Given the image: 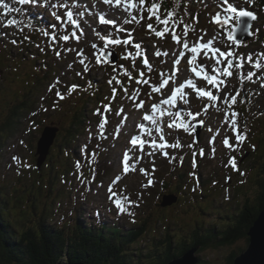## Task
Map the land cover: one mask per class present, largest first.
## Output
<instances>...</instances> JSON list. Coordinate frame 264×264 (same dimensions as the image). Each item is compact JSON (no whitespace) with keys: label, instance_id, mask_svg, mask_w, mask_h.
I'll return each instance as SVG.
<instances>
[{"label":"rangeland","instance_id":"obj_1","mask_svg":"<svg viewBox=\"0 0 264 264\" xmlns=\"http://www.w3.org/2000/svg\"><path fill=\"white\" fill-rule=\"evenodd\" d=\"M69 2H65L64 0H51L52 4L58 5L56 8H52L49 5L48 8L40 7V8H32L33 11L26 10L24 15H20L18 13L17 16L13 15V13L4 14V10L0 9V42L4 47V57L0 56V126L6 121L8 117L9 107L12 102L15 100H24L25 94L30 91L32 97L29 98V104L34 103V105L38 103V106L45 105L42 109L44 112L48 111V107H50L51 102H53V106L55 102H59L60 99L56 96V92H61L65 94L64 105L60 111V106L56 105L53 108V112H49L48 114H42L40 129H34L29 131L32 128L33 123L31 124V120L29 118H33L32 113H30L26 118L23 117V120L20 121L19 125L14 127V134L10 135V132H5L4 138L7 139L4 142V146L0 145V180L3 181L5 176V180L7 185L16 184L20 178L24 179L19 189L21 190L22 198H29V196H34L36 194L37 188H31V185L35 182L36 184H42L41 186L45 187L47 172L42 169L41 172L37 171V161L34 160V154L37 150V142L38 138L43 135V129L45 126L51 125L53 128L59 129L58 134H54V142L53 147L51 149L55 150L56 147L62 143V135H65L64 128L70 126L71 122L74 119V115L70 113L75 105L80 104L78 100L75 98L77 93L84 94L85 96L82 99H85L86 96H89L92 89L89 86V83L86 84V89L80 88L81 85L74 84L75 81L72 82V85H78L71 95H68V87L69 85L66 82L59 83L58 81L63 80V76L56 75L53 78L51 67L53 64L48 63L50 59L53 58L50 52H44L45 49L50 47L52 49L55 48V51H60L61 56L58 58L56 55L54 56V60L56 65L61 66L62 70L64 68H68L69 65H74L73 67L78 69V61L81 59L80 56L77 55V52H83V55H89L93 59V72L97 67L98 75L96 76V82H98V78L102 77L106 69V61L100 59V65H97L95 60L96 56L99 53H104L106 51L111 52L108 49H114L116 53L120 54H136L137 50L134 45L138 42H141L146 47H149L150 57H147L151 65H155L157 68L165 65V69H160L157 71V74L165 73V78L172 77L169 79V83L166 88L161 89L160 91L153 92L152 87L155 86L159 88V84L155 83V77H152L150 80L147 76H144L145 79L149 80L148 84H130L127 88V93H125L124 88H120L118 84L117 92L115 99L106 100L103 104V100L99 101L98 104L95 102V97H93V106H88V110L86 113L90 111V123L89 127L84 128L81 135L77 138L76 144L72 147L74 150L79 149L81 151H85V145H88L89 148H93V144L100 145L102 149L106 150L109 146L116 145L117 147L113 151V154L108 151L102 154V157L98 160L88 164L87 168L81 170L83 173V178L85 179V183H81L80 180L77 179L79 172H76L73 175V179H71V184H68V193L71 192V196L73 199V203L71 204V199L68 194L65 197H62L64 203L59 206V204H52L53 201L51 198L55 195L57 198L61 195H65L60 191V188L63 187L57 185V188L54 189V194L52 193L50 196L42 192L39 197L36 199V203L38 204L40 201L41 205H46L47 208L55 210L53 212L52 220L57 221H68L69 216H73L75 206L79 204H84L86 200L90 197L98 196L96 199H93L90 206H83L82 211L78 215V218L81 220H86V222L91 223L89 220H92L90 217V213H93L94 209L101 206H108L109 211L112 212L114 220L109 218V211L102 210L103 218L108 219L111 222H114L116 218L121 219V227H132L130 224H125V220L130 221L136 213L139 214V225L144 222L146 216L149 215L148 224L151 220V225L149 224V232L145 235L146 239L140 243L137 248V252L143 248V251L147 250L149 245V239H161L162 232L167 234L168 230L170 233L175 235L176 237L184 236L187 240H189V232L195 231L196 229L200 232H203V236L206 238L212 239L210 231L206 229V227L216 226L217 230H222L225 228V224L229 223L228 218L232 217L233 214L235 216H242V213L246 209H248V205H254V202L259 197L261 192L260 189L255 188L256 182L259 179H262L261 185L264 186V102L261 100L258 103L257 109H252L251 115V123L249 125H245V119L243 114V108L245 103L238 104L232 108L225 106L222 103L223 96L225 94L234 95L236 89L241 88L242 97L243 91H258L262 78L259 77V80H254L255 75L251 80L244 79L243 83H241V76H247L248 72L255 71V65L249 64L248 57H252V52L254 50V46L261 47L264 45V42H259L257 44L245 42L246 48H243L245 43L237 42L241 44V47L237 49L235 44H232L227 40L226 34L221 32L219 29L215 27L213 23L210 22L209 17L205 16L202 18V23L199 25V30L196 32H189L190 35L187 36L188 43L190 48L196 41L200 40V37L203 36V40H200V43H206L209 39H214L212 48H219L222 51L227 52L229 49L234 50L233 57L220 58L218 53H213L211 49H202L198 48L196 56V60L193 61L192 65L187 63L188 59H191L193 53L189 50L183 49V41L184 35L180 34L181 42L177 44L172 41L171 36L167 39L161 37H155V35L151 32H147L151 37H145L142 33H144L147 29V26L144 22L146 19V4L143 6L140 5L139 0H132L133 6L138 9L133 13H129L127 11H123L121 8L117 7L115 0H112L111 4L101 3L104 0H68ZM122 3L127 5V0H121ZM215 3L218 0H213ZM238 1L239 4L243 2ZM18 7H21L17 4ZM29 6V5H24ZM23 7V6H22ZM141 7H143V12L140 11ZM202 8V7H201ZM200 8V9H201ZM71 9L74 14L83 13V15H74V19L78 22L79 28L73 26V24L67 20L66 12ZM55 11L60 17L61 20L58 22L54 16L51 15V12ZM214 12L219 11L217 5L213 9ZM259 12V11H258ZM105 15V18L117 20V26L120 28V32L114 30H110L109 28L104 27L103 24L100 23L99 17L100 15ZM132 15L137 16L135 21L131 20ZM26 17H30L31 23L34 26L35 30L39 33L43 29V31H47L50 35L45 36L43 31L39 34V39L35 37L36 31L33 33L29 32V27L32 26L29 22L25 21ZM15 18L20 21L19 24L13 26H4V23L8 19ZM168 18V17H167ZM128 19L130 22L124 23V20ZM172 19V18H168ZM259 20L260 12H259ZM257 19V20H258ZM38 20V21H36ZM256 20V21H257ZM42 21V25L40 23ZM56 27L53 29L52 26ZM204 27V29H203ZM264 27V20L259 21L254 30L255 36L258 33V30ZM207 28V29H205ZM95 29V31H94ZM264 31V29H262ZM75 32L76 35L72 36V33ZM81 32L83 34H81ZM111 33L114 38H119L121 41L128 39L130 41L129 44L124 45L123 43L119 46L111 45V47L105 48V40L100 39V36H105L106 34ZM55 33L56 42L55 44L51 41V34ZM99 33V35L97 34ZM120 33V34H119ZM217 33H220L217 35ZM68 34L69 41L64 42L59 39L60 36ZM28 39H25V37ZM142 36V38H140ZM169 36V35H168ZM17 37H24L21 39V44L24 45L18 47L19 40ZM34 37V40H33ZM77 37L79 38L77 40ZM145 37V38H144ZM15 40L16 44H13L11 41ZM37 44V46H35ZM67 44V45H66ZM96 44L97 48H93L92 45ZM39 45V47H38ZM158 45H162L164 50L168 53V56H165L163 53L159 57L155 55L156 51H159ZM30 46V47H29ZM32 48V52L26 54L27 48ZM251 48V50H250ZM43 49V50H41ZM140 50V49H139ZM250 52L246 54V51ZM185 51L186 55L184 58L179 57V52ZM113 52V53H114ZM202 52L204 54H202ZM37 53V54H36ZM36 54V57H34ZM27 56L25 58L24 56ZM126 55V56H127ZM146 52L144 53V57L146 58ZM206 55H209L207 58ZM215 56V57H214ZM218 56L221 59L222 63L217 65V67L223 68L227 66V59H234L235 64H241L242 67L232 68L231 76H226L223 74H217L211 71L207 65L215 64V58ZM143 57V59H145ZM176 59H181V70L176 69L178 67L177 64L174 63ZM257 61L256 57L253 59V62ZM261 63V70L256 74H261L264 76V68L263 61ZM204 64L205 72L209 75L217 76V83L215 85H209L206 80L202 77L205 73L201 74V77H197L198 80L195 79V73L191 71L192 68H197L199 70V65ZM132 65L135 66L134 63L125 61L124 67L121 65H115L116 68L119 69V76L126 82L128 79V75L125 73H130L132 71ZM56 66L54 65L53 68ZM114 67V66H113ZM137 69V68H136ZM176 69V70H175ZM146 71V68L142 69ZM110 72L109 75H114L113 68L108 70ZM178 71L179 73L177 74ZM156 72V69L154 73ZM46 74H49V78L46 77ZM174 74V75H173ZM176 75L178 77L176 78ZM52 76V78H51ZM46 78L45 81L42 78ZM258 77V75H256ZM70 77V81H71ZM188 79L193 81L194 87L185 88V92L188 94L187 99L192 105V109L189 110L196 115V120L191 121L188 124V131L186 132L183 127L179 129L174 125L173 128L169 129L167 124L170 123L175 117L170 115V112L180 111L182 106L185 104L179 99L178 103H176V109L169 111V114H165L162 118L160 117V113L157 115L156 113L151 112V107L154 104L159 103V101L163 98H167L170 96L171 91L177 87L180 83L186 82ZM134 80V79H132ZM136 81V80H134ZM220 81H223L221 83ZM103 82V81H102ZM127 82H130L128 79ZM37 83V84H36ZM49 83V84H48ZM36 84V86H35ZM53 84L55 87V91L49 93V97H46L49 91V88H53ZM48 86V87H47ZM35 87V88H34ZM108 88L110 85L108 84ZM28 90H26V89ZM34 88V89H33ZM203 88L206 91L212 92L213 95H217L219 92L220 100L209 102L206 97L197 98V89ZM138 90V92H137ZM142 90H146L149 93V104L146 103V100H143L144 103L142 106L137 107L140 104L139 100V92ZM124 91V93H122ZM246 92V93H247ZM134 93H137L135 101L130 97L133 96ZM41 94V97H40ZM74 96V97H73ZM246 97H249V94H245ZM40 97V98H39ZM112 97V96H108ZM27 98V103H28ZM46 98V99H45ZM238 99V98H237ZM46 100V102L44 101ZM113 103V107H111L110 111H105L104 106L108 103ZM46 103H50L49 105ZM91 104V102H90ZM195 104V105H194ZM209 105L207 111H203L204 106ZM215 105V106H212ZM37 106V107H38ZM201 106V112L199 109ZM162 107V106H161ZM99 108V114H94L96 110ZM39 109V108H37ZM123 109L120 115H116L117 111ZM219 109V110H218ZM160 109H157L159 111ZM66 111L68 115H65ZM229 111L228 120L225 121V114ZM235 111L238 113L236 117V124L238 126V131L240 133L239 126V118L241 120V128L242 131L248 135L246 139L242 142L239 148L236 151H231L226 148L223 144V140L227 137L229 138L230 144H235V132H233L230 124L232 122L231 113ZM148 114L157 119L158 124L161 128V132L157 133L155 131V125H149V129L144 134L140 132V126L144 125L143 123V115ZM198 114V115H197ZM2 116V117H1ZM94 116V118H93ZM239 117V118H238ZM107 119V123L104 129V137L100 138V130L99 123L103 119ZM250 118V117H249ZM45 119V121H43ZM189 118L183 117V119H176V124L183 125L186 120ZM238 119V121H237ZM65 121V122H64ZM200 121L207 122L204 124L202 128V132L199 136V140L195 139L196 134L192 131L195 128L196 123H200ZM36 125H38L36 123ZM86 126V125H85ZM5 129V128H4ZM2 128L1 131L4 130ZM211 129V131L209 130ZM29 131V133H28ZM63 131V133H62ZM67 131V130H66ZM32 132H34L32 134ZM91 132L92 138L89 139V133ZM28 133V135H27ZM160 135H163L168 144L175 143L177 139L183 145V147L174 149L171 147L166 148H157L162 143L160 141ZM133 136L141 137L144 140V143L140 147H133L130 143ZM48 138V136H45ZM153 139L156 141L155 145L152 143ZM195 141V143H193ZM23 142V143H21ZM193 144L192 148L187 147V145ZM197 144H201V146L196 147ZM114 148V147H113ZM213 148L215 152L213 153ZM130 149V151H128ZM153 155H149L150 152H153ZM200 149L204 150V162L199 163V165H206V171H210L211 168L217 166L219 173L228 170L230 171L228 180L229 184H224L223 188H220L218 191H209L212 193V196L207 195L208 198L201 197V194H198V197L193 198L194 194H183L182 201L180 199L177 202V208L170 209L169 211L161 212L153 208V206H148V211L146 210L145 204H150L154 201L157 191L160 188V172L158 166L162 167L165 170V173H168V167L170 165L169 159L172 156H178L179 152L182 153L184 151H190V155L195 157L194 153L197 154V159H199ZM255 150V151H254ZM128 151V155L131 157L127 164L130 166L135 164V169L133 170L131 167L129 171L125 174L123 171L124 168V153ZM254 151V152H253ZM167 152L168 158H166L162 153ZM79 151H76V155H79ZM246 154H248L246 156ZM64 155V154H63ZM191 156H184L182 161L180 160V172H185L186 169L190 167L191 164ZM243 163L239 165V159L242 160L245 157ZM16 158L14 161L13 158ZM231 157H234L236 160V169L234 170L232 166L229 164V160ZM137 160L139 162L137 163ZM200 160V159H199ZM59 161V163H67L69 160L65 159L64 156L59 157V159H55V164ZM80 163H83L82 160H79ZM46 163V162H45ZM44 163V164H45ZM101 163V165H100ZM43 164V165H44ZM27 165V167L25 166ZM194 165V164H193ZM140 168L145 169V173L140 172ZM202 168V175L205 179V171ZM95 170V175L93 179V172ZM225 169V170H224ZM158 170V172H157ZM262 172L263 174H258V172ZM244 173V175H241ZM154 174L159 177L158 180L155 179ZM237 175L236 176L234 175ZM120 176L119 181L113 185V191L118 194L127 195L129 200L134 202V204L129 207L127 202L122 201L123 206L128 208V211L134 213V215L128 214H119L116 207L109 200L110 193L108 192L109 185L112 184L113 180L116 176ZM210 178V174L207 176ZM151 178L153 183L151 186L144 187L147 184L148 179ZM92 179V183H87L86 181ZM106 179V180H105ZM105 180V181H101ZM185 180V179H184ZM193 182V177L189 179ZM57 184V182L55 183ZM154 185V186H153ZM200 186L199 182L196 181V185H193L192 189L198 192V187ZM14 188V186H13ZM65 188V187H64ZM175 188V186H174ZM224 189L225 193H231V197L236 198V201H230L227 196L223 194ZM96 191V192H95ZM170 191V190H169ZM168 190H163V196L168 199L169 194H173ZM173 191H176L173 189ZM183 191L188 193L190 190L187 187L183 188ZM169 193V194H168ZM168 194V195H167ZM224 195V196H223ZM55 197V199H56ZM17 198L19 199L18 195ZM43 198V200H42ZM117 197H114L115 199ZM181 198V197H180ZM165 199V200H166ZM19 201V200H18ZM55 201V200H54ZM157 201V198H156ZM156 201L154 203H156ZM164 203V201H163ZM166 203V202H165ZM234 203V204H233ZM31 201L27 203H23V206L16 205L14 207V212L16 214H20V212L25 211L24 208L29 206ZM142 204L144 205V211L142 209ZM63 205V206H62ZM235 205V206H234ZM174 206V205H173ZM21 207V208H20ZM75 207V208H74ZM155 207V204H154ZM41 209V208H40ZM30 211V210H29ZM104 212V214H103ZM173 215V216H170ZM26 216H29L28 214ZM36 217H38L36 215ZM110 222V223H111ZM132 224V222L130 221ZM109 224V223H108ZM116 224V223H115ZM123 224V225H122ZM148 227V226H147ZM153 230H155L153 232ZM177 239V238H176ZM160 240L156 241L159 243ZM248 247V240L242 239L233 246H225V247H210L206 250L202 251L199 255L201 262L200 264H230V256L232 253L241 254L242 251H245ZM157 259V258H156ZM147 260L144 259V263ZM153 259L150 264H153Z\"/></svg>","mask_w":264,"mask_h":264},{"label":"trees","instance_id":"obj_2","mask_svg":"<svg viewBox=\"0 0 264 264\" xmlns=\"http://www.w3.org/2000/svg\"><path fill=\"white\" fill-rule=\"evenodd\" d=\"M148 1L151 7L154 3L157 5V8L153 9L152 17L157 14L159 9L162 10L160 13L165 16H167L168 11H173L175 13L173 16L174 21H179V19L182 18L180 27L184 30V25L188 24L191 26L189 29L191 31H195L199 24L202 23V18L211 15L212 8L216 6L213 5L212 0ZM230 2H232L239 11L249 9L255 11V14L258 16L260 12L261 19L259 21L264 17V0H252L251 4L247 3V0H240V2H243L242 4H239L236 0H230ZM193 18H195L197 23H193ZM215 26L226 34L227 29H221L218 23H216ZM232 26H234V23ZM261 41H264V31L259 29L252 43L257 44ZM42 79H44L43 81L46 80L45 77ZM96 96L95 102L102 100L100 92H96ZM28 97H32L30 91L25 94L24 100H15L11 103L8 117L0 126V145L2 147L4 146V142L8 139L4 138L5 132H10V135L14 134V127L19 125L23 117L26 118L34 111L36 115H33L32 119L36 122L41 120L42 114L49 113V108L45 113L37 109L40 107L38 106L39 102L35 105L34 103L29 104ZM90 102H93L91 96L84 100L82 106H74L76 108H73L70 112L74 115V119L70 126L64 128L65 135H62V143L59 147H56L55 150H50L46 163L40 168V172L43 169L48 174L45 183V187L47 188L41 186V183L36 184L34 182L31 188H34V190L37 188L36 194L31 197L29 196V198H22L19 196V194H21L19 187L25 182L24 179L20 178L16 184L9 186L6 183L5 176H3V181L0 180V264H150L152 259L154 261L153 264H169L171 261L182 257L185 253L194 248H199V252H202L210 247H230L242 239L249 240L247 238V232L255 221H257L260 214L264 212V186L261 185L262 180L261 182H256V188L261 190L258 202L255 201L254 205H248V209L242 213L241 219L239 215L229 217V223H226L225 228H222V230H217L216 226L206 227V229L210 231L212 239L204 237L203 232L197 229L189 232V240L184 236H180L179 239L176 237L177 239H175V235L168 230L167 234H162L161 239L155 238L149 240V245L146 246L147 250L143 251V248H141L140 251L137 252L140 243L146 239L145 235L150 229L149 224L151 225L152 223L150 220L148 224L149 215L145 217L141 225L137 224L132 227L125 226L123 228L119 226V223L112 225L103 222L101 226L103 219L101 217H96L94 219L93 216V219L89 220L91 223L78 218L83 208V204H79L75 206L76 208L74 212H72L73 216H69L68 221L63 220V222H56L52 220L55 210H49L46 205H41V198L37 204L36 199L42 192H44L46 196H50L54 192V189L57 188V185L59 186L61 183L63 187H61L60 191L65 195H61L59 198L54 195L51 198L53 201L52 204H59V206H61V204L64 203L62 197H65L66 194H68L69 198L72 200L71 192L68 193L67 188L68 184H71L73 175L77 172L75 165L81 158L80 153L76 155V151L80 152V148L77 149L76 147L74 150L72 147L76 144L78 136L83 132L82 130L86 128L87 116L90 115L86 112L88 106H91ZM249 113L246 111V126L248 122H252ZM65 115H68L67 112ZM2 128L5 129L1 131ZM34 129H36V126L30 128L29 131ZM33 133L34 132H32V134ZM61 156H64V158H67L69 161L67 163H59V161H57L55 164V159L57 160ZM37 159L38 156L35 154L34 160L37 161ZM186 171L187 170H185V173ZM185 173H181L178 179L175 178L178 174L177 170L173 175H168L163 185H160L161 189L157 191L154 201L146 205V210L148 211L149 205L161 212L177 208V203L173 207H163L164 196L162 195V191L170 190L169 192H174L173 197H177L182 201L183 194H186V192L183 191L186 183L184 180L186 179ZM56 182L57 184H55ZM189 187H191V185ZM173 189L176 191H173ZM191 193L192 192H190V195ZM204 198H207V196ZM28 201H31V204L24 208L25 211L20 212V214L14 212V207L16 205L23 206V203L25 204ZM155 201L156 203H154ZM27 214L29 216H26ZM36 215L38 217H36ZM170 216L173 215L170 214ZM154 231L155 230H153V232ZM158 240H160L159 243H156ZM237 255L236 253L231 254L230 264H234ZM144 259L147 260L146 263H144Z\"/></svg>","mask_w":264,"mask_h":264},{"label":"snow or ice","instance_id":"obj_3","mask_svg":"<svg viewBox=\"0 0 264 264\" xmlns=\"http://www.w3.org/2000/svg\"><path fill=\"white\" fill-rule=\"evenodd\" d=\"M12 2L14 4L20 5L21 7H12L8 3L4 2V0H0V8H3L5 15H7L8 13H13V12L14 13H18L20 15H24L25 12H26V10L22 7L24 5H29L32 8H40V7L48 8L49 5H51L52 8L58 7V5L52 4L51 0H12ZM104 2L106 4H111L112 0H104ZM115 2H116V4H119L120 0H115ZM139 3H140L141 6H143L144 3H145V0H139ZM247 3L251 4L252 0H247ZM127 5H128V7L126 8V10H130V8L133 7L132 0H127ZM217 7L220 8L221 10L217 11L215 13V16L213 17V22H217L221 29H227L226 38H227L228 41H230L232 44H237V40L235 39V32H236L237 28H239L241 31H243L245 33H248L249 35L252 34V33L249 32L250 25L247 24L246 20L242 19V18H245V17L251 18L252 20L257 19V17L251 11H245V10L237 11V7L234 6V4L230 2V0H218ZM155 8H157V5L154 3L152 5V7L148 9V11H149V19L152 18V15H153V11L152 10L155 9ZM143 10H144L143 7H141L140 11L143 12ZM185 14L187 15L186 11H185ZM51 15L54 16L58 22L61 20V17L55 11H52ZM74 15H81L82 16L83 13L74 14V12L71 9H69L66 12L67 20L70 21L73 24L74 27L79 28L80 26H79L78 22L74 19ZM174 15H175V13L173 11H168L167 12V17L168 18H171ZM168 18H165V19L161 20L159 15L156 16L157 22L158 23H162L165 26L163 31H155V29L153 28L152 24H148L147 28L149 30L155 31V35L157 37H163L164 33L169 31V19ZM136 19L137 18L135 16L131 17L132 21H135ZM99 21L103 25H115L116 22H117L116 20L105 18V15H103V14L100 15ZM128 22H130L128 19L124 20V23H128ZM19 23H20V21L16 20L15 18H12V19H8L4 23V26L5 27L13 26V25H17ZM178 23H180V22L179 21H173V24H178ZM233 23H234V26H232ZM242 25H243V27H241ZM55 27H56L55 25L52 26L53 29ZM190 27L191 26L188 25V24L184 25L183 35H184L185 39L183 41V49H185V50H189V48H190V45H189L188 40H187V36H188V32H189ZM41 31H43V29ZM94 31H95V29H94ZM117 31H120V30L117 29ZM43 34L45 36H49L50 35L47 31H43ZM81 34H83V33L81 32ZM97 34L99 35V33H97ZM219 34L220 33H217V35H219ZM75 35H76V33L73 32L72 36H75ZM111 37H112L111 33H109L107 37L103 36V35L100 36V39L106 41L105 48H107L109 45L119 46L122 43L124 45H127V44L130 43V41L128 39H125V40L121 41L119 38H111ZM25 39H28V37L26 36ZM59 39L63 40L64 42H68L69 41V35L68 34H64V35L60 36ZM78 39L79 38L77 37V40ZM171 39H172V41L176 42L177 44H180V42H181V37L176 32L175 27L171 28ZM214 39H215V37L213 39H209L206 43H200V40H203V36L200 37V40L196 41L195 44H193L191 46L190 51L193 53V55H192L191 59L187 60V63L189 65H192L193 61L196 60V55L195 54L197 53V50H198L197 46L199 48H202V49H211V51L214 54L218 53L220 58L233 57V55H234V50L233 49H229L227 52H225V51L220 50L219 48H212L211 46L213 45ZM51 41H52L53 44H55V42H56L55 33L51 34ZM11 42L13 44H16L15 40H13ZM38 47H39V45H38ZM92 47L95 49V48H97V45L93 44ZM134 47L139 50L141 48V45L139 43H136L134 45ZM41 50H43V49H41ZM102 54L103 53H101V55ZM55 55L59 58L61 56L60 51H56ZM77 55L78 56H82L83 52L82 51L81 52H77ZM135 55L137 57H139V56L142 55V53H141V51H137ZM155 55L157 57H159L161 55V52L160 51H156ZM164 55L167 56L168 53L164 52ZM185 55H186L185 51H180L179 52V57L180 58H184ZM124 58H127V57H124ZM248 60L251 61L252 57L249 56ZM261 60H264V54H261L257 58V61L255 63V67L257 69H259L261 67V63H260ZM79 63L81 65H83V69H84L85 73L90 71V66L88 64H85L84 59H80ZM100 63H101L100 55H97L96 56V64L100 65ZM174 63L177 64V65L180 64L181 63V59H176L174 61ZM221 63H222L221 59L217 58L215 64L207 65V67H209L211 69V71L214 72V73L223 74V75H226V76H231L232 75V72H231L232 68L242 67L241 64H235L233 59H227V66L226 67H223V68L217 67V65H220ZM143 66L145 68H147L148 72H151L153 70L152 67L150 66L149 60L147 58H145L143 60ZM69 67H71V65H69ZM198 67H199V70H197V68H192L191 69V71L193 73H195L196 77H201V74L205 73L202 78L204 80H206L209 85H215L217 83V76L209 75V74H207L205 72L206 65L201 64ZM115 70H116V66L113 67V71L114 72H115ZM125 74L128 75L130 81L132 79H134V77L131 75V73H125ZM76 75L80 76L81 73L77 72ZM254 75H256V73H254V72H248L246 77H244L242 75L241 76V83H243L244 79L251 80ZM144 76H145V73L143 71H140L139 78H135L136 83L138 85L141 84V83H143V84H148L149 83V80L145 79ZM169 79H172V77L163 78V73H161V83L159 84V88L153 86L152 87V91L153 92H157V91H160L161 89L166 88V86L169 83ZM257 79H259V77H257ZM113 81H115L116 84H120L121 83V81L119 79H117L116 76H112L109 79V81H108L110 86H112ZM220 82L223 83V81H220ZM89 86H91V82H89ZM192 87H194V85H193V81L191 79H188L184 83H180L177 87H175L171 91L170 96H168L167 98H163V99H161L159 101V103L152 105L151 112L152 113H156L157 109H160V117L161 118L165 114H169L170 109H174L176 107V101H177V98H178V94H179V99L185 105L188 104L189 100L186 98L188 94L186 92H184L183 90L185 88H192ZM261 87L264 88V83H261ZM76 88H78V85L69 86L67 94L71 95L72 92ZM49 91H52V89L49 88ZM124 91H125V93H127V88H125ZM241 91H242V89L238 88V89H236L234 95L225 94L223 96L222 103L225 106H227V107H231L232 105H234L237 102V98L240 97ZM112 92H113L112 99H115V95H116L117 89L113 87L112 88ZM137 92H138V90H137ZM197 92H198V95H197L198 99L201 98V97H206L209 102H214V101L220 100L219 92L217 93V95H213L212 92L206 91L203 88L197 89ZM56 96L60 100L65 99V95L62 94L59 91L56 92ZM136 96H137V93H134L133 96L130 97V98L133 99V101H135ZM244 102H245L244 99H240V103L241 104H243ZM143 103H144V101L141 100L140 104L137 107L142 106ZM162 105L163 106H168V107H161ZM212 106H215V105H212ZM208 107H209V105H205L203 111L206 112ZM104 108H105V111H110V107L108 105H105ZM122 111H123V109H120L119 111H117L116 115H120V113ZM94 114H99V108L96 110V112ZM32 115H36V113L34 112V113H32ZM170 115L175 117V119H173L170 123L167 124V127L169 129L173 128V126L175 125L178 129L180 127H183L184 130L187 132L189 130L188 129V124L191 121L196 120V115H193V113L191 111H187V112H184V113H181L180 111H174V112H170ZM237 116H238V113H236L235 111H233L231 113L232 122L230 124V127L232 128L233 132L236 133L235 134L236 143L235 144H230L229 143V138H227V137L223 140L224 146L226 148H228L229 150H231V151H236L239 148V146L242 144V142L246 139V135L245 134L238 132V126L236 124V117ZM182 117H187L189 119L186 120L183 125L176 124V119H181ZM143 120L144 121L151 120L153 125L156 126L155 127V131L157 133L161 132V128H160V126L158 124V121L153 116L145 114L143 116ZM227 120H228V115L226 114L225 115V121H227ZM106 123H107V119L105 118L98 125L99 130H100V138L101 139L105 138L103 133H104V129H105ZM200 124L202 125L203 121H200ZM194 130L195 129L193 128L192 131H194ZM209 130L211 131V129H209ZM91 138H92V134L90 132L89 133V139H91ZM138 139H139L138 136H133L131 141H130V143L132 145H136L138 143ZM164 140H165L164 136L160 135V141H162V143L159 145V148L171 147V148H174V149H178V148L183 147V145L179 142V139H177L175 143H171V144H168L167 142H164ZM21 143H23V142H21ZM152 143L155 145L156 141L153 139ZM193 143H195V141H193ZM84 147L86 148V145ZM187 147L192 148L193 144H189V145H187ZM155 150L156 149H154L153 152H150L149 155L150 156L153 155ZM128 151H130V149ZM128 151H126L124 153V156H123V160H124L123 171H124L125 174L129 171L130 167L133 170L135 169V164H132L130 166L127 164V161H129L131 159V157L128 155ZM214 152H215V149L213 148V153ZM203 153H204V150L200 149L199 154L203 155ZM162 154L166 158H168V153L167 152H164ZM194 155H195V153H194ZM13 159H14V161L16 160L15 157ZM174 159H176V157H171L169 159V162L171 163L172 160H174ZM180 159L182 161L183 157H181ZM138 162H139V160H137V163ZM88 163L91 164L92 161L89 160ZM229 164L232 166V168L234 170L236 169V160L234 158H230ZM25 166L27 167V165H25ZM81 167H82L81 163L77 162V164L75 165V168H76L77 172H79V175L77 176V179L80 180L81 183H85V179L83 178V173L80 172ZM92 172H93V179H94L95 170L93 169ZM140 172L141 173H145V169L140 168ZM241 175H244V173H241ZM119 179H120V176L118 175V176L115 177V179L113 180L112 184L109 185V188H108V192L110 193L109 200L113 203V205L118 210V215L119 214H128L130 216L134 215V213H132L131 211H128V208L123 206L122 201L127 202L129 207H131L134 204V202L130 201L127 195L120 194L118 196V194L113 191V185L116 184L119 181ZM86 182L87 183H92L93 181H92V179H89ZM152 183H153L152 179L149 178L148 181H147V184H145L144 187L151 186ZM114 197H117V198L113 199Z\"/></svg>","mask_w":264,"mask_h":264},{"label":"water","instance_id":"obj_4","mask_svg":"<svg viewBox=\"0 0 264 264\" xmlns=\"http://www.w3.org/2000/svg\"><path fill=\"white\" fill-rule=\"evenodd\" d=\"M253 14L255 15V13ZM242 19L246 20L247 24L250 25L249 32L252 33L253 24L257 19L252 20L251 18L248 17ZM241 27H243V25ZM253 36H254L253 33L249 35L248 33L241 31L239 28H237L235 32V39L237 40V42L245 43L251 40ZM201 130H202V125L201 124L197 125L196 126L197 136L200 134ZM52 133H55L56 135L58 133V130L52 128H46L43 133V136L38 142V149L36 155L39 156L38 159L39 167L44 163V161L49 155L51 147L53 146V142H54L53 139L55 135ZM45 136H48V138ZM165 202L163 203V207H168L176 203L177 199L168 198L165 200ZM247 236L249 238V246L241 255H238V257L234 261V264H264V212L260 214L257 221L247 232ZM196 252L197 249L191 250L188 253H186L182 258L174 260L170 264H197L198 260L197 258H195ZM77 264H82V263H77Z\"/></svg>","mask_w":264,"mask_h":264},{"label":"bare ground","instance_id":"obj_5","mask_svg":"<svg viewBox=\"0 0 264 264\" xmlns=\"http://www.w3.org/2000/svg\"><path fill=\"white\" fill-rule=\"evenodd\" d=\"M65 2H69L68 0H64ZM4 2H6V3H8L10 6H12V7H18L17 6V4H14L13 2H12V0H4ZM101 3H105V2H101ZM0 9H3V8H0ZM13 15H15V16H17V14L16 13H14L13 12ZM148 24H152L153 25V28L155 27V25L156 26H159L160 27V29H164V25L162 24V23H156V20L155 19H150L148 22H146V26L148 25ZM148 29V28H147ZM35 46H37V45H35ZM32 48H34V47H32ZM31 52V50H29V47L27 48V51H26V54L28 55V53H30ZM25 58H27V56L25 55L24 56ZM52 75H54L53 73H52ZM195 79L196 80H198L197 79V77H195ZM63 81H65V79H63V80H61L59 83H61V82H63ZM164 107H168V106H164ZM157 148L159 149V147L157 146ZM66 188V187H65ZM61 189V188H60ZM63 190V189H62ZM66 193V192H65ZM63 206V205H62ZM103 214H104V212H103ZM91 222V221H90ZM122 222V221H121ZM123 225V224H122Z\"/></svg>","mask_w":264,"mask_h":264},{"label":"flooded vegetation","instance_id":"obj_6","mask_svg":"<svg viewBox=\"0 0 264 264\" xmlns=\"http://www.w3.org/2000/svg\"><path fill=\"white\" fill-rule=\"evenodd\" d=\"M259 197L256 199V202H258ZM259 210V209H258Z\"/></svg>","mask_w":264,"mask_h":264}]
</instances>
